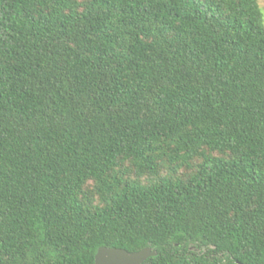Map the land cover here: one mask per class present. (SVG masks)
Listing matches in <instances>:
<instances>
[{
    "label": "trees",
    "instance_id": "trees-1",
    "mask_svg": "<svg viewBox=\"0 0 264 264\" xmlns=\"http://www.w3.org/2000/svg\"><path fill=\"white\" fill-rule=\"evenodd\" d=\"M264 264L257 0H0V264Z\"/></svg>",
    "mask_w": 264,
    "mask_h": 264
},
{
    "label": "water",
    "instance_id": "water-1",
    "mask_svg": "<svg viewBox=\"0 0 264 264\" xmlns=\"http://www.w3.org/2000/svg\"><path fill=\"white\" fill-rule=\"evenodd\" d=\"M155 255L156 252L150 247L135 252L115 247H99L94 255V264H141Z\"/></svg>",
    "mask_w": 264,
    "mask_h": 264
},
{
    "label": "rangeland",
    "instance_id": "rangeland-1",
    "mask_svg": "<svg viewBox=\"0 0 264 264\" xmlns=\"http://www.w3.org/2000/svg\"><path fill=\"white\" fill-rule=\"evenodd\" d=\"M257 1L264 15V0H257Z\"/></svg>",
    "mask_w": 264,
    "mask_h": 264
}]
</instances>
